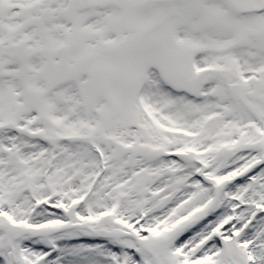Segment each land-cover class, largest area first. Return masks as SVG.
I'll return each mask as SVG.
<instances>
[{
    "label": "snow or ice",
    "instance_id": "6c2138e0",
    "mask_svg": "<svg viewBox=\"0 0 264 264\" xmlns=\"http://www.w3.org/2000/svg\"><path fill=\"white\" fill-rule=\"evenodd\" d=\"M0 264H264V0H0Z\"/></svg>",
    "mask_w": 264,
    "mask_h": 264
}]
</instances>
